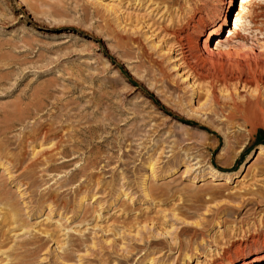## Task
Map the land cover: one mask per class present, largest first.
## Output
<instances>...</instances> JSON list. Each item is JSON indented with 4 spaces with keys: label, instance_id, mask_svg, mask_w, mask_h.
<instances>
[{
    "label": "rangeland",
    "instance_id": "rangeland-1",
    "mask_svg": "<svg viewBox=\"0 0 264 264\" xmlns=\"http://www.w3.org/2000/svg\"><path fill=\"white\" fill-rule=\"evenodd\" d=\"M222 4L0 0V264H213L264 243V120L229 121L175 37ZM240 14L264 48V0Z\"/></svg>",
    "mask_w": 264,
    "mask_h": 264
},
{
    "label": "bare ground",
    "instance_id": "bare-ground-1",
    "mask_svg": "<svg viewBox=\"0 0 264 264\" xmlns=\"http://www.w3.org/2000/svg\"><path fill=\"white\" fill-rule=\"evenodd\" d=\"M221 1L223 3L222 14L212 28L209 29L210 21L199 16L194 19L193 23L188 22L189 26L199 27V34L191 35L190 31H184L182 34L177 33L175 37L180 48L181 59L187 63L197 77L209 81L211 95L217 105H221L216 95L219 86L223 85L227 89L223 90L224 93H227L225 98L231 99L232 103L221 105L229 109L226 118L233 121L235 118L241 117L246 124L252 127L253 131L258 123L262 119L264 120V48H259V46V49L256 48V43L259 41L255 39H252L249 45L245 40H239L242 19L240 13L244 11L251 0ZM233 6L237 9L233 18V29L232 31L227 30L228 35L222 38L220 35L230 24L229 13ZM213 39L217 41L215 47L211 48L209 43ZM238 85L255 86V89L250 92L251 96L245 102L238 101L233 93L232 87L236 88ZM95 130L97 127L90 129L89 133ZM217 174L224 175L213 170V176ZM12 216L16 219V213ZM251 238L254 241L247 242V244L239 243L232 249L224 250V259L216 260L213 264H264V243L257 241V236L253 235ZM23 246L27 247V244H23Z\"/></svg>",
    "mask_w": 264,
    "mask_h": 264
}]
</instances>
